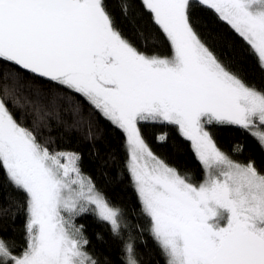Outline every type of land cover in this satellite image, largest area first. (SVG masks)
<instances>
[{"label": "snow or ice", "instance_id": "1", "mask_svg": "<svg viewBox=\"0 0 264 264\" xmlns=\"http://www.w3.org/2000/svg\"><path fill=\"white\" fill-rule=\"evenodd\" d=\"M214 22L264 72V0H0V264H106L77 223L89 213L124 241L122 264H160L138 251L145 232L163 264H264V173L211 131L264 149V87ZM101 119L123 136L131 212L84 176L79 153L51 147L53 129L84 127L95 143ZM149 127L175 128L202 176L157 156ZM20 211L17 250L8 222Z\"/></svg>", "mask_w": 264, "mask_h": 264}, {"label": "trees", "instance_id": "2", "mask_svg": "<svg viewBox=\"0 0 264 264\" xmlns=\"http://www.w3.org/2000/svg\"><path fill=\"white\" fill-rule=\"evenodd\" d=\"M212 27L227 43L229 50H232V45H235V54L239 61L238 66L242 69L245 79L257 87H264V72L260 71L256 60L252 56L243 54L246 49L239 38L223 22H214ZM161 130L168 133V139L164 143H158L155 138ZM92 131L97 137L95 143L88 139L84 127L79 130L53 129L50 134L56 143L51 147H54L57 151L79 153L81 157L80 168L84 176L90 177L96 188L112 204L120 205L131 212L136 200L127 173L124 171L126 151L123 136L102 119L99 121L98 126H93ZM144 131L146 142L157 156L165 160L170 166L178 169L181 174L188 173L197 179L202 176L201 165L195 158L190 143L184 140L175 128L149 127ZM211 131L217 145L233 160L243 164L252 161L255 167L261 173H264V149H261L251 136L235 128H212ZM41 139H44V137ZM237 145L241 146L243 150L234 152L233 148ZM97 149L100 150V158L97 157ZM105 158H107L106 161ZM105 162L106 167L103 166ZM24 220L25 212L20 211L14 221L8 222V236L16 241L17 250L23 245ZM137 221H140L139 217L132 222ZM77 223L84 225L85 235L90 241L89 250L91 252L105 261L106 264H122L124 241L114 238L110 234L107 224L98 222L91 213L78 218ZM124 240H127V235H125ZM145 242L147 247H145ZM136 243L138 251L152 254L154 260H160V264H163L162 259L157 254L154 242L147 232Z\"/></svg>", "mask_w": 264, "mask_h": 264}]
</instances>
